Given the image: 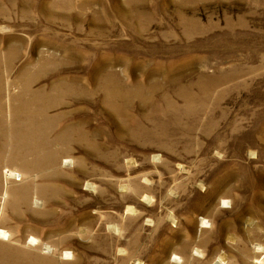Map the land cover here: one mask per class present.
Masks as SVG:
<instances>
[{
	"label": "rangeland",
	"instance_id": "374dc122",
	"mask_svg": "<svg viewBox=\"0 0 264 264\" xmlns=\"http://www.w3.org/2000/svg\"><path fill=\"white\" fill-rule=\"evenodd\" d=\"M1 231L0 264H264V0H0Z\"/></svg>",
	"mask_w": 264,
	"mask_h": 264
},
{
	"label": "bare ground",
	"instance_id": "6f19581e",
	"mask_svg": "<svg viewBox=\"0 0 264 264\" xmlns=\"http://www.w3.org/2000/svg\"><path fill=\"white\" fill-rule=\"evenodd\" d=\"M172 96H173V95H172ZM173 98H174V97H173ZM156 156H157V155H156ZM157 158H158V157H157ZM69 160H70V159H69ZM64 163H65V161H64ZM68 165H69V164H68ZM6 168H7V167H6ZM8 170H9V169H8ZM7 172H8V171H7ZM16 172H17V171H16ZM17 174H18V173H17ZM8 175H14V173L10 171V172L8 173ZM18 180H19V179H18ZM6 181H7V180H6ZM5 190H6V189H5ZM5 195H6V194H5ZM7 232H8V231H7ZM0 233H1L2 235H5V232H4V231H1ZM5 236H6V235H5ZM31 241H32V240H31ZM31 243H32V242H31Z\"/></svg>",
	"mask_w": 264,
	"mask_h": 264
}]
</instances>
